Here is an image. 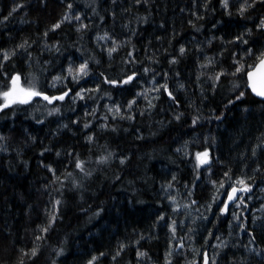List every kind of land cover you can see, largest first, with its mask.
I'll return each mask as SVG.
<instances>
[{"label":"trees","instance_id":"obj_1","mask_svg":"<svg viewBox=\"0 0 264 264\" xmlns=\"http://www.w3.org/2000/svg\"><path fill=\"white\" fill-rule=\"evenodd\" d=\"M262 21L264 0H0L3 90L69 91L0 111V264H264V100L215 80L264 52ZM225 173L252 190L221 214Z\"/></svg>","mask_w":264,"mask_h":264},{"label":"snow or ice","instance_id":"obj_2","mask_svg":"<svg viewBox=\"0 0 264 264\" xmlns=\"http://www.w3.org/2000/svg\"><path fill=\"white\" fill-rule=\"evenodd\" d=\"M246 2H247V0H246ZM223 6L225 8H227L228 0H223ZM69 7H71V5H69ZM75 18L77 20L80 19L79 16H77ZM70 19H71V17L65 15L63 17V20L61 21V23L63 21H67ZM59 27H60V23H57L53 26V30L58 29ZM261 27H264V21L261 22ZM101 39H103V38H101ZM245 43H246V41H245ZM20 47H24V45H21ZM112 51H115V48L109 50L110 54ZM180 52H181V54H183L184 49L181 48ZM0 58H2L3 60H7L10 58V56L7 52H2V53H0ZM173 62H175V61H173ZM235 63L237 64V67L235 68V70L233 72H231V73H225V72L217 73L215 76V80L219 81L220 77L224 76L226 74L232 75V76H236L238 74H243L247 78L245 81V86L247 88H249L251 90V92L254 93L256 96L264 98V52L261 53V55L257 58V60L254 64L248 65L247 68L245 67L244 63H242L240 61H236ZM0 67H2V64H0ZM145 71H147V69ZM68 74L70 76H72L73 80L78 82L81 77L87 76L89 74L87 63L81 64L75 70H73L72 68H69ZM134 78H135L134 75H129L127 77V79H125L119 83L120 84H128ZM60 79H61L60 77H56V80H60ZM105 82L109 83L111 85H114V86L117 85V83H118L116 80H107L106 77H105ZM161 87H163L165 89V91L167 92L169 97H172V93L170 91H168L166 84L162 85ZM233 87L236 88V87H239V85L234 84ZM96 90L98 91V89H96ZM83 91L84 90L77 92L76 96H79L80 99H83L84 98ZM156 91H159V89H156ZM244 94H245L244 91H240L239 94L236 96V100L242 99ZM68 96H69V91H65L62 95H59V96H49V95H46L45 93L39 91L34 84H29L27 87H25L22 84L21 76L19 74H16L10 78L7 90H3V86L0 85V111H4L5 109L13 107V106L18 105V104L19 105L30 104V103H32V101L36 97L41 98L43 101H46L48 104H53L56 101H63ZM172 98L174 99V97H172ZM73 99H75V97H73ZM132 103H135V101H133ZM229 103H234V101H229ZM149 104L151 105V101H149ZM131 106H132V104L130 103L128 105V107L131 108ZM53 111L58 112L59 108L57 107ZM114 111L118 114L120 111L119 107H116ZM177 119H179V116H177ZM193 123L194 124L196 123L195 119L193 120ZM89 139H91V138H89ZM195 160H196V167H198V168L210 164L211 163V156H210L209 151L206 150L203 152L195 153ZM121 162L123 163V161H121ZM76 166H77V168H80L81 170H83V163L82 162H78ZM225 176L228 178V181L230 182V184H229L230 191L226 194V202L220 208L221 214H226L229 211V204H236V206H239V203H243L244 197H243V195H239L240 193H247V192H250L252 190L251 185L248 184L245 179L240 178V179H237L235 181H232V177L228 173H225ZM212 183L215 184V182H212ZM224 187H225V183L223 181H221L219 184V189H222ZM219 189L217 191H219ZM216 199H217V197L214 196L213 202H215ZM192 203H195V201H193ZM59 204H60V201L57 200L55 202V205L53 206L52 214L50 215L49 225H48V227H42L40 229L41 233H47L49 228L51 227V225L55 223V221L57 219V216L55 214L56 213V206H58ZM209 208H211V205H209ZM161 219H163V217H161ZM171 230L173 232V235H175V231H176L175 221L172 222V229ZM41 239H43L42 235L36 237V240H38V241ZM123 247H124V245L120 246V249L117 251L116 256H118L120 254V251L123 250ZM180 247H183V244H180ZM37 254H38V246L33 247L31 250V256L34 257ZM25 255H27V253H25ZM101 255H103V253ZM139 255L144 256L145 253L140 252ZM169 255H171V253H169ZM96 259H97L96 257H93V259L91 261H89V264H95ZM113 259H115V256L113 257ZM211 259H212V264H215L214 257ZM209 260H210V257L207 255V253H205L203 255V258H202V264H209ZM21 264H23V262H21Z\"/></svg>","mask_w":264,"mask_h":264},{"label":"rangeland","instance_id":"obj_3","mask_svg":"<svg viewBox=\"0 0 264 264\" xmlns=\"http://www.w3.org/2000/svg\"><path fill=\"white\" fill-rule=\"evenodd\" d=\"M100 43L103 44V46H108L110 43V40L106 39V37H104L103 39H100Z\"/></svg>","mask_w":264,"mask_h":264},{"label":"water","instance_id":"obj_4","mask_svg":"<svg viewBox=\"0 0 264 264\" xmlns=\"http://www.w3.org/2000/svg\"><path fill=\"white\" fill-rule=\"evenodd\" d=\"M263 29H264V27H262ZM253 95H255L254 93H253ZM256 96V95H255ZM256 97H258V98H260V99H263L264 100V98H262V97H259V96H256ZM206 151V150H205ZM207 151H209V150H207ZM230 191V188L228 189V191H227V193ZM226 193V194H227ZM242 193H240L239 195H241ZM225 202H226V195H225ZM229 205H232V204H229Z\"/></svg>","mask_w":264,"mask_h":264},{"label":"bare ground","instance_id":"obj_5","mask_svg":"<svg viewBox=\"0 0 264 264\" xmlns=\"http://www.w3.org/2000/svg\"><path fill=\"white\" fill-rule=\"evenodd\" d=\"M227 193V192H226ZM230 206V205H229Z\"/></svg>","mask_w":264,"mask_h":264}]
</instances>
